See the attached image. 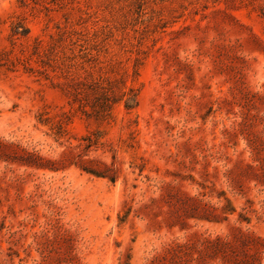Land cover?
I'll return each mask as SVG.
<instances>
[{"label":"rangeland","instance_id":"374dc122","mask_svg":"<svg viewBox=\"0 0 264 264\" xmlns=\"http://www.w3.org/2000/svg\"><path fill=\"white\" fill-rule=\"evenodd\" d=\"M25 1L0 0V264H264V0Z\"/></svg>","mask_w":264,"mask_h":264},{"label":"trees","instance_id":"16d2710c","mask_svg":"<svg viewBox=\"0 0 264 264\" xmlns=\"http://www.w3.org/2000/svg\"><path fill=\"white\" fill-rule=\"evenodd\" d=\"M20 2L22 4H25L26 1L25 0H20ZM19 24H17L15 27H14V30H13V33L15 36H19L21 35L22 37H26L27 36V32H23L19 30ZM24 31H25V28H24ZM27 31V30H26ZM25 69L26 70H29L31 71L33 68L29 65V63L26 65L25 64ZM96 92H100L101 93V96L103 97H106V102H104L102 108L100 109V113H102L103 116L105 117H109L110 116V112H111V109H112V104L109 102L111 101L110 100V96L108 94V90L106 91L105 89H94ZM71 95L74 97V101L75 102H80L82 101V98H81V95H82V91L80 88L78 87H75L74 90L72 91ZM81 107H84L81 106ZM126 108L128 110L132 109L133 107L131 106L130 104V101L129 103L126 102ZM98 138L96 139H93L91 137H86L84 139V141L87 142V144L85 145V148L86 149H89V148H92L93 146H96L98 145ZM82 145H79V147H81ZM90 163H94V161H89ZM84 171L90 173V174H93L97 177H102V178H109L111 179L112 182H116V178L114 177H109L107 176L104 172H96L95 170H92L91 168H83ZM203 245L205 247V250H209L211 252L213 251H217L218 248L219 249H222V250H225L226 246H227V242L222 238V237H216V238H212V237H206L204 240H203ZM216 245H220L219 246H216ZM226 253V252H225Z\"/></svg>","mask_w":264,"mask_h":264}]
</instances>
